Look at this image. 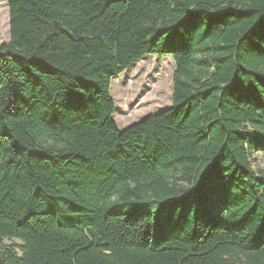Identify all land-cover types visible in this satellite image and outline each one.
<instances>
[{
	"label": "trees",
	"instance_id": "16d2710c",
	"mask_svg": "<svg viewBox=\"0 0 264 264\" xmlns=\"http://www.w3.org/2000/svg\"><path fill=\"white\" fill-rule=\"evenodd\" d=\"M0 264H264V0H1ZM171 56L119 129L113 79Z\"/></svg>",
	"mask_w": 264,
	"mask_h": 264
},
{
	"label": "rangeland",
	"instance_id": "374dc122",
	"mask_svg": "<svg viewBox=\"0 0 264 264\" xmlns=\"http://www.w3.org/2000/svg\"><path fill=\"white\" fill-rule=\"evenodd\" d=\"M8 41V7L6 1L0 0V46ZM174 70L171 56H147L112 80L110 94L116 107L113 118L119 129L170 107ZM254 158V167L264 168V156L256 152ZM17 243L4 239L0 250L6 251Z\"/></svg>",
	"mask_w": 264,
	"mask_h": 264
}]
</instances>
